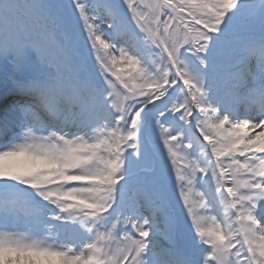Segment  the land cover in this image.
<instances>
[{
	"label": "snow or ice",
	"instance_id": "obj_1",
	"mask_svg": "<svg viewBox=\"0 0 264 264\" xmlns=\"http://www.w3.org/2000/svg\"><path fill=\"white\" fill-rule=\"evenodd\" d=\"M0 65V264H264V0H0Z\"/></svg>",
	"mask_w": 264,
	"mask_h": 264
}]
</instances>
